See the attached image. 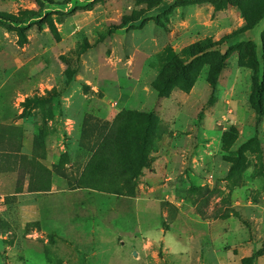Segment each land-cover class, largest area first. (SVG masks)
<instances>
[{"label":"rangeland","instance_id":"374dc122","mask_svg":"<svg viewBox=\"0 0 264 264\" xmlns=\"http://www.w3.org/2000/svg\"><path fill=\"white\" fill-rule=\"evenodd\" d=\"M263 9L0 0V264H166L159 235L122 231L164 232L182 213L213 225L189 264H264V88L262 113L251 105L264 13L225 38ZM142 114L153 124L135 194L68 188L111 121Z\"/></svg>","mask_w":264,"mask_h":264},{"label":"trees","instance_id":"16d2710c","mask_svg":"<svg viewBox=\"0 0 264 264\" xmlns=\"http://www.w3.org/2000/svg\"><path fill=\"white\" fill-rule=\"evenodd\" d=\"M37 3L43 0H34ZM264 9L260 11L248 24L242 28L232 32L225 38H230L243 31L249 30L262 17ZM0 19H3L0 17ZM190 53L189 48L186 49ZM168 64L166 63V67ZM218 70L213 74L210 85L215 84V77ZM169 75H166V78ZM263 82L254 84L251 93V105L254 107L257 114L262 113V93ZM167 94V90H166ZM142 118H137L136 121L118 122L113 119L109 124L108 130L103 131L98 139H95V144L91 154L85 160L79 174L73 180L67 181L68 188H89L114 195L133 196L136 192L137 181L136 177L140 174V170L146 167V153L149 149L148 135L153 124L150 114H142ZM63 160L58 161L52 168L59 169ZM41 169V178L46 181L44 176L45 169ZM51 176V171H46ZM38 182L35 185V191L48 190L49 184L40 185ZM28 186L31 187V177L28 179ZM257 254L247 258L248 262H252Z\"/></svg>","mask_w":264,"mask_h":264},{"label":"crops","instance_id":"0c3cea01","mask_svg":"<svg viewBox=\"0 0 264 264\" xmlns=\"http://www.w3.org/2000/svg\"><path fill=\"white\" fill-rule=\"evenodd\" d=\"M167 214L166 211V216ZM171 216L170 214V218ZM176 217L181 222L168 221L164 232L160 228H157V230L153 229L149 223L142 225L139 221L135 222L133 229L122 232L131 234L134 231L140 234L141 241H149L151 236L159 235L163 242L166 243V264H189L192 260V255H196L199 251L198 242L200 238L210 240V244L213 241L212 221H202L191 216L186 217L183 213L177 214ZM132 255H138V252L133 251Z\"/></svg>","mask_w":264,"mask_h":264}]
</instances>
